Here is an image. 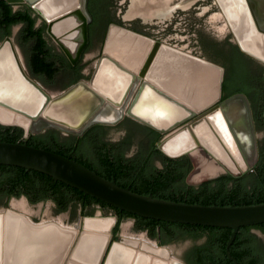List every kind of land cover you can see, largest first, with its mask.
I'll use <instances>...</instances> for the list:
<instances>
[{
    "label": "water",
    "instance_id": "water-1",
    "mask_svg": "<svg viewBox=\"0 0 264 264\" xmlns=\"http://www.w3.org/2000/svg\"><path fill=\"white\" fill-rule=\"evenodd\" d=\"M7 1L24 2L31 6L47 22L48 34L70 61L76 63L79 60L88 43V24L92 21L88 0H55L51 8L41 5L43 1L50 0ZM247 14L248 28L250 26L257 32L251 14L249 12ZM258 16V33L262 34L264 19ZM54 27H57L60 32L55 33ZM114 29L108 33L104 53L90 81L78 82L59 94H52L40 81L27 74L21 63L18 48L8 36L0 45V123L21 126L27 136L32 131L33 120L44 117L50 126L81 134L94 121L92 118L102 113L101 110L106 105L118 108L127 105L128 114L160 132H167L165 139L159 142V148L169 156L178 157L186 154L200 143L233 175L241 174L258 160L256 134L247 96L243 93L235 94L223 101L221 105L211 107L222 95L224 70L221 66L189 52L154 42L132 30L116 28L137 43L138 47L132 49L125 48L123 42H118L119 39H115L114 42L117 47H123L121 53L125 54L129 61L138 62L137 70L145 61L144 57L148 55L140 75L147 79L145 85L149 90L146 88V91L138 92L127 104L126 101L130 96L128 91L136 74L126 61L108 50ZM243 48L264 59L246 47L243 46ZM10 58L17 65L16 74L11 71L9 64L7 65ZM105 65L111 67L114 75L122 78L117 94L104 90L96 84L103 74ZM8 71L10 74L6 75ZM216 111L221 113L231 145L226 135L219 131L212 121V113ZM199 122H202L206 130L215 138L222 153L228 158V163L204 144L196 130ZM181 123L184 124L179 125ZM243 125L249 127L248 136L238 133L237 127ZM213 127L220 134L221 142ZM181 132H185L186 140L191 145L176 153L168 152L165 144ZM232 145H234L233 149L230 147ZM247 146L251 147L253 152V160L249 162H246L243 154V149ZM0 164L17 165L44 172L121 210L145 217L189 224L231 227L233 232L227 242L226 251L235 262L229 248L239 229L242 226L264 222V202L243 205H205L141 194L131 190L129 186H120L115 179H108L73 158L25 142L0 140ZM8 212L19 215L36 229L35 232L46 234L52 230L62 240V247L58 251H53V248L51 254L42 251L30 254L29 257L26 255L19 261L20 264L29 262L30 264H62L63 255H66L68 251H71V254L66 264L87 263L81 255L79 258L77 253L79 245L87 234L86 222L83 229L79 230V225L69 227L56 221L35 222L12 208L0 207V215ZM95 218L100 219V217ZM113 219L115 220V217ZM78 234L79 239L76 240ZM109 237L110 231L107 232L105 244L97 255L95 264H140L142 259H145L143 263L146 264V256L149 264L151 258H158L165 264H185L176 257H172L170 249L166 246L135 237H122L119 241L110 244ZM53 245L54 242H51L48 247L51 248ZM2 249L0 242V264H13V257L11 258L8 247L4 251Z\"/></svg>",
    "mask_w": 264,
    "mask_h": 264
},
{
    "label": "trees",
    "instance_id": "trees-1",
    "mask_svg": "<svg viewBox=\"0 0 264 264\" xmlns=\"http://www.w3.org/2000/svg\"><path fill=\"white\" fill-rule=\"evenodd\" d=\"M33 12L35 11L28 5L14 9L12 3L0 0V39L11 35L13 27L20 24L17 42L28 58L29 66L34 72L45 70L44 73H36L43 81L56 82L65 65L58 56H63L70 62L63 51H58L50 43L47 22L43 20L42 25L36 26V17L40 16H34ZM238 83L240 84L233 91L229 89L228 95L235 91L248 93L242 83ZM226 87L229 88L230 84H225ZM262 97L261 111L256 114V120L257 128L264 131V82ZM0 140L25 142L63 154L108 179H115L120 186H129L131 190L141 194L205 205L264 202V136L260 141L259 161L254 171L243 176L221 175L198 184L187 180L194 168L191 157L188 154L178 157L166 154L157 145L158 137L146 140L145 125H140L137 133L128 132L113 141L108 135V127L101 124L92 125L83 134L62 135L58 129L51 127L39 133L30 132L26 136L23 127L0 123ZM11 194H27L34 201L42 197L52 198L58 205V210L67 209L70 204L80 205L86 215L94 214L97 206H100L106 212L117 214L116 231H119L123 220L133 219L135 230L147 231L160 244L203 239L190 249L186 257L188 264H264V257L255 256L258 252L255 245L242 246V233L255 226L264 230V222L239 229L229 248L235 262L226 251L233 232L231 227L145 217L121 210L44 172L0 164V200Z\"/></svg>",
    "mask_w": 264,
    "mask_h": 264
},
{
    "label": "flooded vegetation",
    "instance_id": "flooded-vegetation-1",
    "mask_svg": "<svg viewBox=\"0 0 264 264\" xmlns=\"http://www.w3.org/2000/svg\"><path fill=\"white\" fill-rule=\"evenodd\" d=\"M12 4L14 9L28 5L24 2H15ZM88 8L92 14V21L88 24V43L84 48L81 57L76 63H72L66 54V58L70 63H68L63 56H58L59 58L61 57V60L65 63V65L63 72L57 76L58 80L56 82L45 80L43 83V80L40 79V76H38L36 73H44L45 70H36L34 72L29 66L28 58L26 55L23 56L20 49L21 46L18 44L15 38L14 29L18 27L20 30V24L13 27L11 35H6L0 39V45L6 40L8 36H10L18 48L21 63L27 74L40 81L44 88L52 94H59L78 82L90 81L95 67L104 53V46L108 33L114 28L115 29L112 31L109 44H115V39H119L118 42H123V44H125L123 45L125 48L129 47L133 49L134 47H138L135 40L123 34L122 32L117 31L116 29L125 28L143 34L146 37L152 39L154 42L166 44L182 51L189 52L192 55L198 56L206 61L218 64L224 70L222 95L221 98L211 107L214 108L218 105H221L223 101L235 94H245L251 109L258 153L260 154V141L264 136V131L257 128L256 114H259L262 106L264 59L246 51L243 48V46L246 47L243 43V39L246 41L247 46L261 54L260 49L262 45L261 42H264V33H262V37L260 36L262 34L258 33L259 18L257 19V16L259 15L258 17H262V19H264V15H262V11H264V0H88ZM247 12L251 14L254 26L257 27V32L250 26L248 28ZM33 15L37 16L39 14L35 11L33 12ZM36 19V26L42 25L44 19L41 16H37ZM48 36L50 37V43L52 44L54 40L49 34ZM53 44L55 45L56 43ZM57 47L56 49L58 51H63L59 46ZM246 48L251 50L248 47ZM122 49L123 47H118V52L116 53L117 50H115L113 55L118 56L126 61V63H128L132 68V71H134L136 74L128 91L130 95L126 101L128 104L131 102L135 94L140 91H146V88L149 90L148 86L145 85L147 79L140 75V70L142 69L145 61L148 59V55L144 57L145 61L143 60V64L141 63L142 65L137 70L136 64H138V62L129 61V59L125 57V54L121 53ZM261 55H264V52ZM8 64L11 67V71L16 74L18 72V68L15 61L10 58L7 62V65ZM105 68H110V66L105 65ZM43 75L45 76V74ZM114 77L117 78L118 83L122 79L118 75H114ZM74 79L76 80L73 81ZM238 82L242 83L248 93L243 91H235L228 95L229 89L233 91L236 86L240 84ZM225 84H227V86L230 84V87L225 88ZM119 87H121V83H119L118 86H111V88H115L117 91ZM126 106L118 108L116 106L114 107L112 105H106L104 108H102V113H100L99 116L97 115L96 117L92 118L94 121H92V123L83 132H81V134H83L92 125L101 124L108 127L109 136L113 132H117L120 135V139L128 132L137 133L139 126L145 125L146 140H149L153 136L158 137L157 145L159 147V142L165 139L167 132H160L148 125L146 122H143L128 114L126 112L128 106ZM223 122V120L214 121V125L219 131L221 129L220 124ZM48 124V121L44 117L35 119L32 122L31 132L39 133L53 127L58 129L62 135L76 134L59 127L50 126ZM182 124L184 123L179 125ZM215 127H213V130L221 142V136ZM148 128L153 129L155 132L152 133ZM237 129H239V135L241 133L242 136H248L250 133L249 127L246 125H243ZM229 143H231L230 140ZM230 147L233 149L234 145ZM251 149L252 148L249 146L243 149L246 162L253 160V152ZM186 154L191 157L194 168V160L199 161L200 165L204 160H207L210 166H213L215 170L217 169V171H215L213 174L218 172V175L212 178L231 174L230 171L200 143H197L196 147ZM259 154L258 160L253 165H250L247 170L242 171L239 175H231L243 176L248 172L254 171L259 161ZM236 164L241 168L238 163ZM24 203H27L30 206H35L34 212H25L17 207H22ZM48 203L51 204L50 208L53 215L45 213V210H41V208L39 209V205H46ZM0 207L12 208L20 213L25 214L35 222L56 221L64 226L69 227H75L79 225V230L83 229L87 218L115 217L114 222L109 228L110 237L108 238V242L112 244L115 241H119L122 237H128L124 234L122 222L120 223L119 231L115 230V226L118 221L117 214L115 212H106L100 206H97L94 214L86 215L83 213V208L80 205L74 206L70 204L67 209L58 210V205L52 198L42 197L34 201L27 194H11L9 196L5 195L0 200ZM143 232L148 234L147 231L143 230ZM242 237V246L255 245V249L258 251L257 255L255 256L262 258L264 257V230L262 228L256 226L252 227L251 229L244 231L242 233ZM156 243L158 245L168 247L172 257H176L185 264H188L186 262V257L190 249L195 244L201 242H194L184 251V255L179 256L175 255L171 249V245L173 243H177V241L170 242L168 244H160L157 240ZM70 254L71 251H68L66 255H63L62 264L67 263V261L70 259ZM165 261L169 262V260Z\"/></svg>",
    "mask_w": 264,
    "mask_h": 264
},
{
    "label": "bare ground",
    "instance_id": "bare-ground-1",
    "mask_svg": "<svg viewBox=\"0 0 264 264\" xmlns=\"http://www.w3.org/2000/svg\"><path fill=\"white\" fill-rule=\"evenodd\" d=\"M54 1L55 0L43 1L41 5L43 4L45 7L51 8L55 4ZM54 32L59 33L60 30L57 27H54ZM260 36L262 37L263 35ZM243 43L246 47L250 48L249 46H247V43L244 39H243ZM115 44L112 43L109 44L108 50L111 52L113 51L114 53L115 50L118 49V47ZM261 44L262 45L260 52L262 54L264 52L263 50L264 42L263 43L261 42ZM250 49L255 51L252 48ZM117 52L118 50L116 51V53ZM255 52L260 54L257 51ZM261 56L264 57V55ZM9 74H10L9 71L6 72V75ZM96 84L101 88H103L104 90H108L113 94L118 93L117 89L111 88V86L113 85L115 86L119 85L117 78L114 77V74L112 73L111 67L104 68L103 74L102 76L99 77L98 81H96ZM216 120H223L221 113L219 111L212 113V121H216ZM220 126L222 129V130L220 129V131L226 135L228 140H230L226 132L224 122L220 124ZM196 130L200 134V137L202 138L204 144H206L224 162L228 163V158L222 153L217 141L208 132V130H206L202 122H199L196 125ZM190 145H191L190 142L186 140L185 132L183 133L181 132L180 134L175 135L174 139H171L165 144V149L170 153H176L185 148H188ZM113 222H114L113 218H107V217L100 219L97 218L86 219L85 231H87V234L84 236L77 250V253L79 254L78 255L79 258L82 257L83 260H86L87 263L85 264H93V263L95 264L97 255L99 254L101 248L105 244L107 232L109 231V228ZM35 230L36 229H34L32 225L24 221V219L20 218V216L15 213L8 212L6 214L0 215V242L2 243V247H3L2 251H4L6 247H8L9 252L11 253L10 256L11 258L13 257L12 258L13 264H20L19 261H21L22 258H24L26 255L29 257L30 254L33 253L36 254L37 252H42V251L45 252L46 254H51L53 251H58L59 248L62 247V240L57 236V234L52 232V230L46 234H40L37 231L35 232ZM142 240H146V239H142ZM51 242H54V245L51 248H49L48 246L49 243ZM57 242L59 243L58 245L55 244ZM53 248L54 250L52 251ZM143 260L145 259H142L140 261V264H144ZM28 264H30V262ZM146 264H149L147 256H146ZM150 264H165V263L163 261L158 260V258H151Z\"/></svg>",
    "mask_w": 264,
    "mask_h": 264
},
{
    "label": "rangeland",
    "instance_id": "rangeland-1",
    "mask_svg": "<svg viewBox=\"0 0 264 264\" xmlns=\"http://www.w3.org/2000/svg\"><path fill=\"white\" fill-rule=\"evenodd\" d=\"M18 27H16L14 29L15 32V38L16 41L17 40V34H18ZM52 43H55L52 42ZM55 46L57 47L58 45L55 44ZM58 48V47H57ZM21 52L23 54V56H25V53L23 51V49L20 47ZM44 83V81H43ZM111 140H117L119 139L120 135L117 132H113L110 136ZM195 161V168L191 171V173L188 176V182L189 183H193V184H198L201 183L205 180H208L212 177H215L218 175V172L213 174L215 171H217V169L215 170V168H213V166L209 165V162L207 160H204L202 162V164L200 165L199 161ZM205 169V170H204ZM21 199V198H20ZM19 209L25 211V212H29V213H33L35 210V206H30L27 203H24V205H22V207L17 206ZM51 204L48 203L46 205H39V209L41 208V210H45V213H48L50 215H53L51 212ZM37 211V210H36ZM122 226H123V231L124 234L128 237H135V238H139V239H147L150 243H156L157 239L150 237L148 234H146L143 231H137L134 229V221L133 219H125L122 221ZM194 242H202V239L200 240H192V239H187V240H183V241H177V243H173L171 245V249L173 250V252L175 253V255L179 256V255H184V251L190 247Z\"/></svg>",
    "mask_w": 264,
    "mask_h": 264
},
{
    "label": "crops",
    "instance_id": "crops-1",
    "mask_svg": "<svg viewBox=\"0 0 264 264\" xmlns=\"http://www.w3.org/2000/svg\"><path fill=\"white\" fill-rule=\"evenodd\" d=\"M77 239H79V234H78V236L76 237V240H77Z\"/></svg>",
    "mask_w": 264,
    "mask_h": 264
}]
</instances>
